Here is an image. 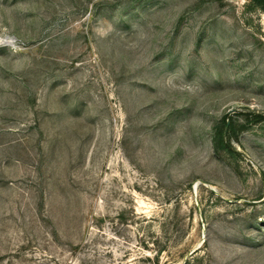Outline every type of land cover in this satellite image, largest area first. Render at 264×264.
<instances>
[{
  "label": "rangeland",
  "instance_id": "1",
  "mask_svg": "<svg viewBox=\"0 0 264 264\" xmlns=\"http://www.w3.org/2000/svg\"><path fill=\"white\" fill-rule=\"evenodd\" d=\"M248 4L0 0V264H264Z\"/></svg>",
  "mask_w": 264,
  "mask_h": 264
},
{
  "label": "trees",
  "instance_id": "2",
  "mask_svg": "<svg viewBox=\"0 0 264 264\" xmlns=\"http://www.w3.org/2000/svg\"><path fill=\"white\" fill-rule=\"evenodd\" d=\"M248 9L251 12H261L264 14V0H249ZM264 122V114L247 113L244 118L242 130L248 129L253 124ZM240 132L237 130L236 122L230 116H225L222 121L216 125L213 132V143L217 151H223L226 154L237 153L233 140H238Z\"/></svg>",
  "mask_w": 264,
  "mask_h": 264
}]
</instances>
